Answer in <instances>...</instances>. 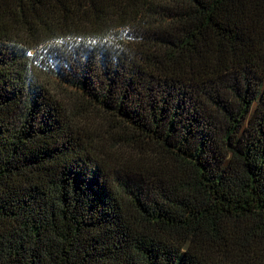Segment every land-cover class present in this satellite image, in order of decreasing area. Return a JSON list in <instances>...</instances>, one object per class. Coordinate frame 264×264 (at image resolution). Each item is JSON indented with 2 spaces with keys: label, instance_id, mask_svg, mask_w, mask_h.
<instances>
[{
  "label": "trees",
  "instance_id": "obj_1",
  "mask_svg": "<svg viewBox=\"0 0 264 264\" xmlns=\"http://www.w3.org/2000/svg\"><path fill=\"white\" fill-rule=\"evenodd\" d=\"M0 264H264V0H0Z\"/></svg>",
  "mask_w": 264,
  "mask_h": 264
},
{
  "label": "rangeland",
  "instance_id": "obj_2",
  "mask_svg": "<svg viewBox=\"0 0 264 264\" xmlns=\"http://www.w3.org/2000/svg\"><path fill=\"white\" fill-rule=\"evenodd\" d=\"M43 82H44V81H43ZM51 89H52V91H53L54 93L58 94V93H57L58 90H57L56 88H54V87L51 86ZM92 117H93V116H92ZM93 118H94L95 121H97L98 124H99V123H102V121H100L99 119H97V118H95V117H93Z\"/></svg>",
  "mask_w": 264,
  "mask_h": 264
}]
</instances>
